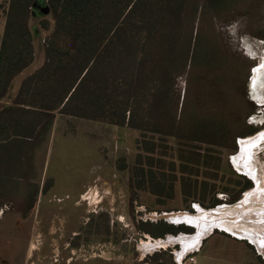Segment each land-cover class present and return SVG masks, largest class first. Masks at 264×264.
<instances>
[{
	"label": "rangeland",
	"instance_id": "374dc122",
	"mask_svg": "<svg viewBox=\"0 0 264 264\" xmlns=\"http://www.w3.org/2000/svg\"><path fill=\"white\" fill-rule=\"evenodd\" d=\"M12 3L11 0L8 5H0V25L5 23L6 11ZM32 3L33 0L26 3L27 25L35 33L36 61L43 63L44 44L52 35L56 22L48 1L47 15ZM233 5L215 16L207 13L202 23L196 19L195 30L202 26L209 40L218 42L220 63L202 73L194 70L191 77L187 73L179 77L175 94L180 96V111L189 101L191 107L197 105L206 115L217 113L215 117L219 120L224 114L232 132H237L240 118L257 132L238 138L235 149H224L191 141L180 145L175 140L156 142L150 133L57 115L54 117L56 127L53 126L48 140H32L39 151L30 167L32 186L27 196L15 190L11 195L0 197V264H174V252L181 261L195 250H184L180 243H175L154 249L143 257L141 243L167 240L168 235L178 238L180 233L194 236L196 227L171 224L154 215L195 214L196 206L214 210L220 205H236L244 200L248 191L256 188L255 182L249 179L251 176L236 171L232 157L241 152L239 140L264 134V104L254 102L249 96L252 70L264 58V0H235ZM21 6L22 1L16 0L13 9ZM36 10L41 15L35 17ZM244 98L247 102L242 101ZM242 130L243 127L238 132ZM138 140L143 151H138ZM153 143L157 145L152 164L161 168L158 180L166 183L163 194L170 192L173 176L182 178L185 167V170L190 168L185 171L187 180L198 179L201 183L207 176L210 186L220 190L215 196L222 204L212 208L211 197L204 205L192 199L185 202L180 183L174 186L172 198L156 197L149 190L131 189L138 154H143L142 164L147 170L150 155L145 151L152 150ZM257 143L250 150L256 152L253 163L264 188V137ZM181 163L185 164L183 168L179 167ZM242 176L249 179L253 187L232 204L230 194L221 190L226 186L239 190L237 186ZM149 188L159 190L158 187ZM212 189L208 188L207 192ZM238 220L243 221L242 217ZM160 222L182 229V232L162 238L145 232L161 233L162 230L155 226ZM214 233L220 238V264H264V256L248 239L217 229Z\"/></svg>",
	"mask_w": 264,
	"mask_h": 264
},
{
	"label": "trees",
	"instance_id": "16d2710c",
	"mask_svg": "<svg viewBox=\"0 0 264 264\" xmlns=\"http://www.w3.org/2000/svg\"><path fill=\"white\" fill-rule=\"evenodd\" d=\"M47 1L56 23L44 47L45 62L26 78L11 106L18 111L25 110L21 109L24 106L29 113L21 119L15 116V127H10L9 116L0 113V137L47 138L56 114L128 127L153 134L156 142L175 140L179 145L191 141L235 149L238 138L257 132L244 118L238 120L237 132H232L224 114L219 120L217 113L214 117L206 115L197 105L191 107L189 101L180 111V96L175 94L179 77L186 73L191 77L194 70L202 73L220 63L218 42L209 40L202 26L195 30L196 19L202 23L209 12L221 14L232 8L235 0H42V4ZM14 3L0 54V100L34 61L35 33L27 25L26 4L14 10ZM242 101L247 102L245 98ZM154 143L152 150L145 151L150 155L147 170L142 164L143 154H138L131 189L172 198L174 186L180 183L185 202L192 199L204 205L211 197L212 208L222 204L215 196L220 190L210 186L207 176L201 183L185 178L190 168L185 170L184 163L179 165L184 167V176L180 180L173 176L170 192L163 194L166 183L158 180L161 168L152 164ZM137 146L138 151L144 150L140 140ZM239 178V190L228 186L221 190L230 194L232 204L253 187L249 179ZM210 187L213 189L208 193ZM155 226L161 233L145 230L160 235L154 238L182 232L164 222Z\"/></svg>",
	"mask_w": 264,
	"mask_h": 264
},
{
	"label": "bare ground",
	"instance_id": "6f19581e",
	"mask_svg": "<svg viewBox=\"0 0 264 264\" xmlns=\"http://www.w3.org/2000/svg\"><path fill=\"white\" fill-rule=\"evenodd\" d=\"M262 66H264V58L261 64L254 68L251 85L249 84L252 99L261 105L264 104V67ZM263 137L264 134L258 135L255 138L239 140L241 152L239 155L232 157V163L236 171L251 176L256 186L255 189L245 194L242 202H238L232 206L220 205L214 210H204L200 206H196L195 214L189 212H173L163 214L162 216L154 215V218L158 219V217H162L171 224L192 225L196 227L197 233L194 236L182 233L178 238L170 236L167 240L142 242V256L144 257V255L153 252L154 249L166 248L168 245L175 243H180L184 250H198L201 241L214 233L216 229L226 231L233 235V237L248 239L264 255V198L262 199L264 196V188L259 181L260 178L253 163L256 152L250 150ZM241 217L243 221L238 220Z\"/></svg>",
	"mask_w": 264,
	"mask_h": 264
},
{
	"label": "crops",
	"instance_id": "0c3cea01",
	"mask_svg": "<svg viewBox=\"0 0 264 264\" xmlns=\"http://www.w3.org/2000/svg\"><path fill=\"white\" fill-rule=\"evenodd\" d=\"M16 1V0H12ZM22 4H26L27 0H21ZM37 1H40L42 7L45 5L42 4V0H33L32 5H35ZM10 4L11 0H0V5L3 4ZM47 3V2H46ZM47 7V6H46ZM37 10L35 17L39 16L37 14ZM9 9L6 11V20L3 25H0V54L2 49L3 40L6 34L7 29V19H8ZM33 30V29H32ZM45 45V44H44ZM34 48V47H33ZM37 59L35 58L34 52V61L33 63L25 69L21 74H19L12 82V85L4 97V99L0 100V113H5L4 116L8 117L7 120H11L10 127H15L16 125H12V121L15 120L16 122L19 117L28 115L29 109L21 107V110L18 111L16 109H11V106L14 103V99L18 96L20 88L23 82L28 78L31 74L35 71L40 69L44 62L37 63ZM19 108V107H18ZM59 114L55 115L56 116ZM14 116V118H12ZM16 116V117H15ZM54 118V122L55 119ZM53 122V126H54ZM110 126V125H109ZM56 127V125L54 126ZM53 128V127H52ZM24 131H27L28 128L23 127ZM39 140H44L46 142L47 138L43 136H38ZM37 142H40L37 140ZM39 151V146L33 144L32 141L29 139L20 138L15 135H11L10 138H2L0 137V197L7 196L13 194V191L18 190L20 191L21 196H27L28 190H30L32 186V179H31V172L30 167L31 164L34 162V158L36 153ZM192 228V227H190ZM182 234V233H180ZM172 236V235H168ZM219 237L217 238L215 233H212L203 241H201V245L198 250L191 251L187 253L181 261L176 258V253L174 252V264H183L184 261L190 257L194 256L196 258V264H220V244H219ZM238 239V238H236ZM199 255L201 256L199 258ZM263 255V254H262ZM264 256V255H263Z\"/></svg>",
	"mask_w": 264,
	"mask_h": 264
},
{
	"label": "water",
	"instance_id": "95a60500",
	"mask_svg": "<svg viewBox=\"0 0 264 264\" xmlns=\"http://www.w3.org/2000/svg\"><path fill=\"white\" fill-rule=\"evenodd\" d=\"M35 7L36 8H38V9H40L41 10V12L43 13V14H45V15H47L48 13H49V9H48V7H42L41 6V4H40V1H37V3L35 4ZM254 70V69H253ZM253 70H252V73H253ZM251 79H252V77H251ZM251 79H250V81H251ZM249 96L252 98V96H251V93H249ZM254 102H256L255 100H253ZM257 103V102H256ZM239 143V142H238ZM240 145V144H239ZM240 147V146H239ZM244 176H247V175H244ZM248 177V176H247ZM249 179L251 180V181H254L252 178H250L249 177ZM164 219V218H163Z\"/></svg>",
	"mask_w": 264,
	"mask_h": 264
},
{
	"label": "built area",
	"instance_id": "2783aa9c",
	"mask_svg": "<svg viewBox=\"0 0 264 264\" xmlns=\"http://www.w3.org/2000/svg\"><path fill=\"white\" fill-rule=\"evenodd\" d=\"M183 264H196V258L194 256L188 257Z\"/></svg>",
	"mask_w": 264,
	"mask_h": 264
},
{
	"label": "flooded vegetation",
	"instance_id": "af4514ba",
	"mask_svg": "<svg viewBox=\"0 0 264 264\" xmlns=\"http://www.w3.org/2000/svg\"><path fill=\"white\" fill-rule=\"evenodd\" d=\"M1 259V258H0ZM6 264H7V262H6ZM10 264V263H9Z\"/></svg>",
	"mask_w": 264,
	"mask_h": 264
},
{
	"label": "snow or ice",
	"instance_id": "6c2138e0",
	"mask_svg": "<svg viewBox=\"0 0 264 264\" xmlns=\"http://www.w3.org/2000/svg\"><path fill=\"white\" fill-rule=\"evenodd\" d=\"M262 67H264V66H262Z\"/></svg>",
	"mask_w": 264,
	"mask_h": 264
}]
</instances>
